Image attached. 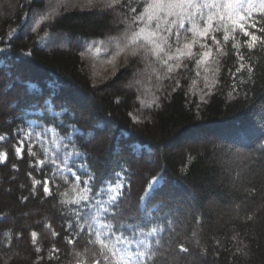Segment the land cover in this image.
I'll return each mask as SVG.
<instances>
[{"label":"trees","instance_id":"trees-1","mask_svg":"<svg viewBox=\"0 0 264 264\" xmlns=\"http://www.w3.org/2000/svg\"><path fill=\"white\" fill-rule=\"evenodd\" d=\"M50 2L0 0V264H264V0Z\"/></svg>","mask_w":264,"mask_h":264},{"label":"rangeland","instance_id":"rangeland-1","mask_svg":"<svg viewBox=\"0 0 264 264\" xmlns=\"http://www.w3.org/2000/svg\"><path fill=\"white\" fill-rule=\"evenodd\" d=\"M218 1L225 2L226 3L225 5L229 6L230 8L234 6L238 8L252 6L257 2V0H153L152 5L159 4L160 7L158 9H155V15L151 18H158L161 14L162 17L164 18L166 17V19L175 18L179 16L181 13L187 11L190 7H194V8L197 7L196 4L198 2H204V4L208 3L210 5L211 12L212 11L218 12L219 9H217V4L216 6H214L215 3H217ZM168 5H179V7L168 8L167 7ZM109 60L112 59L108 57H102V58H97L93 61L91 76L94 82L109 76L114 71V63L109 64L108 63Z\"/></svg>","mask_w":264,"mask_h":264},{"label":"snow or ice","instance_id":"snow-or-ice-1","mask_svg":"<svg viewBox=\"0 0 264 264\" xmlns=\"http://www.w3.org/2000/svg\"><path fill=\"white\" fill-rule=\"evenodd\" d=\"M119 5H120V0H107V2L104 4V7L107 8L108 10H115ZM80 6H81V4L79 3V0H67V2H65V0H59V2H56V3L50 2L47 6L48 11H44L43 9H41V11L37 14L39 16V18L34 21L35 27L32 28V31L35 32L37 30V28L41 27V25H43L45 22L51 21L54 16L58 15L59 10H66L68 7H80ZM84 6H87V7L95 6V0H87L86 4H84ZM159 7H160L159 4L150 5L146 15L149 18L153 17L155 15V9H158ZM167 7L168 8L179 7V5H168ZM130 11L135 13L136 9L131 8ZM124 19L126 21H128L127 15L125 16ZM118 47H119V45H118ZM102 50L107 51V48L106 47L104 49H101L100 47L96 48L97 52H100ZM121 51H122V49H121ZM131 54L135 55L136 53H131ZM108 63L111 64V63H113V61L109 60ZM41 135H42V133H36L37 139H39V137ZM29 138H30V135L25 136V137H23V139L20 142H18V143H20V147L16 148V155L18 157L21 156V153H22L23 140H26ZM2 139H5V137H0V140H2ZM29 155H31V156L37 155V153L32 150L31 146L29 147ZM6 159H7V154L4 152H0V162H6ZM37 164L42 166L44 164V161L38 160ZM33 183H34V185H37L40 183V181L36 180ZM44 183L48 187V182L45 181ZM46 195L47 196L51 195L49 187H48V191L46 192Z\"/></svg>","mask_w":264,"mask_h":264}]
</instances>
